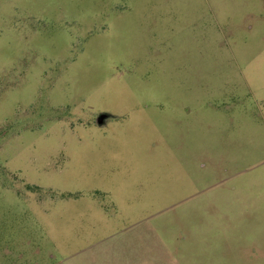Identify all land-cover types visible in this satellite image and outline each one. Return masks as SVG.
<instances>
[{
    "label": "rangeland",
    "instance_id": "374dc122",
    "mask_svg": "<svg viewBox=\"0 0 264 264\" xmlns=\"http://www.w3.org/2000/svg\"><path fill=\"white\" fill-rule=\"evenodd\" d=\"M57 262L264 264V0H0V264Z\"/></svg>",
    "mask_w": 264,
    "mask_h": 264
},
{
    "label": "water",
    "instance_id": "95a60500",
    "mask_svg": "<svg viewBox=\"0 0 264 264\" xmlns=\"http://www.w3.org/2000/svg\"><path fill=\"white\" fill-rule=\"evenodd\" d=\"M107 117V115H100L99 117H98V120H97V123L99 124V125H102L103 124V122H104V119Z\"/></svg>",
    "mask_w": 264,
    "mask_h": 264
},
{
    "label": "crops",
    "instance_id": "0c3cea01",
    "mask_svg": "<svg viewBox=\"0 0 264 264\" xmlns=\"http://www.w3.org/2000/svg\"><path fill=\"white\" fill-rule=\"evenodd\" d=\"M56 264H67L66 262L65 263H62V262H57Z\"/></svg>",
    "mask_w": 264,
    "mask_h": 264
}]
</instances>
